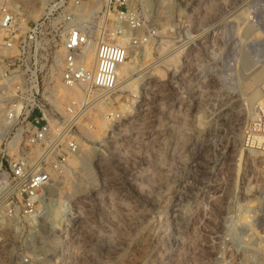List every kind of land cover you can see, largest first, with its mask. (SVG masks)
Masks as SVG:
<instances>
[{"label": "rangeland", "instance_id": "374dc122", "mask_svg": "<svg viewBox=\"0 0 264 264\" xmlns=\"http://www.w3.org/2000/svg\"><path fill=\"white\" fill-rule=\"evenodd\" d=\"M142 4L157 36L133 48L129 61L143 60L148 74L135 91L110 95L97 115L111 110L120 119L100 138L81 127L91 150L56 177L50 205L67 211L60 223L44 217L29 264H264V215L251 218L256 231L241 221L245 207L264 204V158L239 152L251 118L247 97L258 84L235 49L240 37L264 38L239 17L251 7L250 19L264 18V0ZM20 6L22 24L38 18ZM65 174L81 184L77 193L66 192Z\"/></svg>", "mask_w": 264, "mask_h": 264}, {"label": "built area", "instance_id": "2783aa9c", "mask_svg": "<svg viewBox=\"0 0 264 264\" xmlns=\"http://www.w3.org/2000/svg\"><path fill=\"white\" fill-rule=\"evenodd\" d=\"M143 1L43 0L40 16L26 26L21 4L0 3V261L30 263L49 191L85 143L81 127L93 130L92 115L117 91L133 48L157 36ZM60 85L83 95L60 107ZM105 116L120 119L111 110ZM247 143L264 152L261 105Z\"/></svg>", "mask_w": 264, "mask_h": 264}, {"label": "bare ground", "instance_id": "6f19581e", "mask_svg": "<svg viewBox=\"0 0 264 264\" xmlns=\"http://www.w3.org/2000/svg\"><path fill=\"white\" fill-rule=\"evenodd\" d=\"M3 1L4 0H0V2H3ZM12 1L14 2V4L17 3V5L18 4H21V1H22V3H25L29 7L28 10H27V12H26L27 15L29 16V18H35L36 19L37 17L40 16V13H41V11L43 9V0H40L39 1L40 2V6L39 7H37L38 5L36 6V0H12ZM155 3H157L159 7H162V9H165V10L166 9L169 10L170 6H172L171 5V0H144V7H146L147 10H148V8L149 9L150 8L152 9V7L154 6ZM167 13H169V12H167ZM252 13H253V11L251 10V7H249L246 10H244V12H242V14L239 15V17L240 18H245V19H242L244 21L250 20V22H251V24H252L253 27H255L257 30L262 29L264 31V18H262V19H250V18H252ZM227 23H229V22H227ZM20 25L21 26H26L27 23L24 22L23 24L21 23ZM260 37H261V35L258 33L254 37V39H252L250 42H246V40H243V38L240 37V40L238 41L239 44L237 43L238 45L235 46V49H238V47H240V49L243 50V52L240 53L241 55L239 54L240 55V58L243 59V62L247 66H248V64L251 63L250 68L252 70L250 69L251 72L249 74L248 79H251L254 83L258 84V89H256L253 92H251L248 95V97H247V102L249 103V106H250L249 109L251 111V118H250V122L248 124V128H249V126H250V124H251V122H252V120L254 118V110H255V108L257 106H259V105H261L262 107H264V38L261 39ZM243 41L246 43V46L247 47H242L241 44L243 43ZM118 42H121V41H118ZM121 43L122 44H125V42H121ZM180 49H178V50H180ZM147 51L148 52H146L147 53L146 54V57H144L143 59L145 60L147 58L150 61L152 59V48L151 49H148ZM239 51H238V53H239ZM236 52H237V50H236ZM174 54H176V53H174ZM248 54H251L252 58L251 57L249 58L250 55H248ZM177 55H179V53H177L176 56ZM142 61L139 60L138 61V64L134 63L132 65V63L128 59L121 66V68L119 69L118 88H122V89H132L133 91H135V89L137 88V85H138L137 83H140V81H142L143 79H145L146 75L148 74V67L149 66L146 65L145 62L143 63ZM155 69H156V67H155ZM157 72L159 73V76L161 77L162 76L161 70H157ZM59 93L62 95V99L58 103V105L60 107L64 106L65 102L68 101L65 98H74L75 99V98H81L82 95H83L82 92H81V90L79 88H66V87H63L61 85H60ZM123 106L124 107L122 108V110L124 112L126 110L129 111V109H128L129 108V105L128 104L127 105L125 104ZM99 110H104L103 105L97 106L96 111H95V114L92 115V117H93L92 119L96 123V126L98 127L97 128L98 130L93 129L94 130L93 131V130L85 129L86 133H87V130L88 131H92L91 133L89 132V134H90V137L92 136L93 138H100L101 137L100 132H102V130H104V132H106L107 129H108V127H109V125H110V120H108L105 115H103L104 117H100V116L97 115ZM226 125H227V123H226ZM261 140H262V138H259L258 139V141H261ZM84 145H85V147L83 146L84 149H82L81 150V153H80L81 156H79V157H82L81 159L83 160V163H85V161L87 159V154L91 150V147L89 145H87V144H84ZM248 150H250V149H249L248 143H247V132H246L245 135L243 136V142H242V146H241L239 152H241V156H242V153H247ZM251 152L252 153H256L257 151H251L250 150V153ZM258 153H260L262 155V157L264 158V152H260L259 151ZM75 157H77V156H75ZM75 157H73V158L70 159L69 166L71 168L72 167L75 168V167L78 166L77 165L78 164V160ZM263 162H264V160H263ZM64 178L67 181L66 185H69V186L66 187V192H68L69 195L70 194L72 195V194L77 193V191L79 190V187H80L81 184L78 183V182L72 181L71 177L68 174H65L64 175ZM181 184L183 185V183H181ZM181 188H183V187H181ZM234 206H235V204H234ZM66 208H64V207L62 208L61 207V208L54 209V208L51 207V205H49V207L47 208V212L45 213L44 217L45 216L50 217V218H53L54 217V219L55 218H59V223H60L61 222V217L60 216L62 214H64L65 211H67ZM245 210H246V212H245V214H243L244 216L242 217V219L240 218L241 221L245 220L248 223L250 222V227H249L250 230L256 231L258 229L256 227L258 226L259 223L258 224L254 223V220L257 221V218L256 219H251V218H255L254 216H256V215H261V216L264 215L263 214V212H264V204L263 205H260V204H252V205H249V206L245 207ZM235 211H237V210H235ZM192 218H193V216H192ZM197 220L198 219H196V221ZM190 221H191V218H190ZM43 224L44 223L42 221L40 223V227H39L40 229H42V227L44 226ZM190 224H192V222ZM263 225L264 224L262 223L260 226H263Z\"/></svg>", "mask_w": 264, "mask_h": 264}]
</instances>
